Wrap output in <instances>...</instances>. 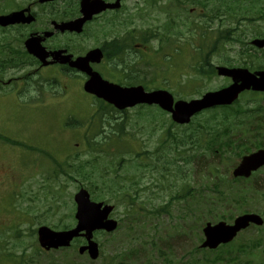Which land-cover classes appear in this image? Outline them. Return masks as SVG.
<instances>
[{"label": "rangeland", "instance_id": "obj_1", "mask_svg": "<svg viewBox=\"0 0 264 264\" xmlns=\"http://www.w3.org/2000/svg\"><path fill=\"white\" fill-rule=\"evenodd\" d=\"M7 2L11 5V0ZM214 4L216 8L220 5V1L215 0ZM229 8L233 10L231 12L233 19L222 18V20L227 26L235 28L234 34H237L242 39H247L253 34L252 28L254 26L259 25L261 30H264V15L260 16V13L254 11L251 7L243 8L239 11L236 7ZM243 16L253 19L251 21L240 20V23H238L236 18ZM187 18L191 23L197 20L195 14L184 13L183 19L187 20ZM151 23L154 24L153 21ZM226 46V52L222 53L221 56L229 54L235 59L246 61L245 55L238 54L241 48L246 49L247 45L245 43L237 41ZM253 52L255 53L256 51ZM259 54H254L248 63L252 64V61H258L257 56ZM198 55V53L182 55L178 52H173L171 54L172 64L169 72L166 66L158 69V66L154 63H146L145 65H140L139 68H142L146 81L152 82L154 80L153 74L158 69V74L163 77L169 74L170 82L176 86L173 85L170 91L178 88V90L182 89L184 93L189 92V95H192L191 97H197V92L191 91L196 84L187 80L182 81L179 75L188 67V64L198 61ZM260 56L261 58L263 57L262 55ZM157 62L162 64L164 58L159 55ZM215 62L221 63V57L217 55ZM139 68L137 69L139 70ZM227 82L226 78L220 76L204 80L202 91L219 89L226 85ZM180 86L183 87L181 88ZM23 96V92H17L15 88L9 85L3 87V93L0 95V155H2V148H5L7 154L15 152V154L18 153L23 156L22 152H24L26 157L25 160L23 157L18 158L19 161H22L20 166H26L22 170L23 176L19 178L18 186L10 190L15 184V181L12 180L6 183L5 186L0 187V237L4 233L14 231L20 225H24L21 227V232H23L24 240L29 245L28 251L30 254L34 253L33 243L37 241V236L32 235L31 230L33 228L40 224H48V226L55 229L59 228L63 221L64 223H71L73 218L75 219L76 203L74 196L81 183L88 188L90 187L97 197L104 198L105 196V199H114V196L109 194L108 186L111 185V182L108 180L115 176L116 172L118 173L117 177H120L121 174H126L131 175L133 178L136 176L135 179L137 180L140 176H144V179L140 180L134 190L141 186L144 187L142 184L145 181L150 186L151 191L141 193V202H146L151 192L169 195L171 194L169 191L186 190L187 184L192 189V194H201L202 196L199 197V200H203L202 203H199L198 209L200 210L196 207L191 215L186 214L187 202L182 201L173 203L170 214H162L155 218L146 216L144 218L146 221L144 226L148 235L145 234L139 237L135 245L141 243L147 253L145 255L142 254L137 263L129 264H168L170 261L176 264H188L189 261L194 259L195 255L192 254V250H195V247L200 244L202 239L200 240L199 238H203L202 229L207 221L216 223L224 220L232 223L234 218L241 213L238 208L229 202L225 201L226 206L221 205L218 199L220 193L211 189L213 183H218L220 188H224L226 179L232 177L230 169L233 167L234 162L237 161L233 153L229 154L231 156L230 159L222 163H216V159L221 157L213 156L205 148L199 150L202 152L193 151L192 144L180 145L174 148L175 144H172L169 141L170 139L166 140L168 138L167 133L162 132L160 115H158L156 123L150 124L149 121L138 118V113L141 109L137 108L128 111L126 113L127 116L125 114L118 116L117 120L111 122V125L107 123L108 119L104 118L102 125L105 131H99L102 133L98 134L97 140H103L107 134V139L115 140V142H112L115 147H112L109 152L107 149L99 152L101 156L98 157V162L95 161L90 164L89 161L96 159L97 156L96 144L87 145L85 142L86 137L94 135L97 127L96 123L91 126L87 125L93 98L81 90L78 93L62 97L60 101H54L50 97L48 99L49 103L43 104L42 101L36 100L26 105L20 99ZM183 98L187 97L184 96ZM250 98L245 96L241 100L244 102L245 107L252 109L256 108L257 105L264 107V97L260 99L254 97L252 98L254 100L249 102ZM123 119H125V133L124 135H121V133L117 135L119 132L117 129L121 126ZM83 121H85L87 126L82 125ZM98 123H100V119H98ZM113 125L114 129L110 127ZM86 127L89 128L85 129ZM122 137L126 138L120 141ZM7 139L21 141L25 146H16L8 142ZM77 145L79 149L75 151ZM139 149L142 154L148 156V161L151 164H156L157 170L149 169L147 171L139 166L140 162L136 159V152H140L138 151ZM192 153L194 154V160L190 163H185L182 158H176L182 154ZM169 161H173L175 164H171ZM54 164L63 169L64 173H66L65 178H62L64 174L61 177L54 173L56 171L52 167ZM165 164H167L168 168H164ZM212 165L218 168L217 172L213 170ZM178 166H180V171L183 167L185 172L188 173L186 177L178 174ZM9 167L12 168V165L8 159L0 161L1 170H8ZM86 174L89 177H85ZM162 181L170 185V190L167 193H163L159 186L162 185ZM235 184L237 185L238 183ZM258 185L264 187V181L259 182ZM111 190H114V188ZM24 193L25 196L23 197ZM211 195L215 198L213 202L209 198ZM228 196L230 195L224 192L223 197L226 198ZM151 197L153 200L152 204L158 206L159 198H155L154 195ZM251 197L249 198L248 196V199L243 202V206L239 208L248 212H258L259 210L264 214V199H257L255 195H251ZM207 198H209V204L215 205L213 208L208 206ZM191 200L193 202V198ZM23 201L24 205L30 208V213L24 207ZM193 204L195 205L194 202ZM148 206L152 208V206ZM135 208L139 209V205H136ZM127 210L125 205L118 207L117 216H121L123 221L115 233H101L96 238L102 250L105 251V255L112 256L115 252L127 248V245L121 248L116 242L123 237L127 230ZM64 223L62 224L63 227L65 226ZM185 231L190 235L185 236ZM169 232L173 234L171 235ZM258 238H261L260 240L264 242V229L258 230L253 227L246 230L234 241L231 248L236 250L238 256H240L235 260L236 263L237 260H240L237 264H243L246 259H253L254 255L259 257V252L264 247H260V244L257 248L253 246ZM142 239L146 241L145 245L142 243ZM157 239L160 246L158 251H163L164 253L162 256L150 245L152 240L157 241ZM168 240L171 242L170 248H167ZM8 241V244L12 242L11 237L8 238ZM244 245L252 246L247 247L246 251H244L242 249ZM50 253H36L33 261L29 260L21 264H102L103 262V257L93 261L87 257H80L79 253L73 249L55 250ZM199 253L197 258H202L205 255V253L202 255L201 252ZM147 254L150 257L149 263L145 260ZM208 255L212 257L213 253ZM220 261L219 264H224V260ZM0 264H7L6 260L0 259ZM211 264L215 263L211 262ZM225 264H234V261L227 260Z\"/></svg>", "mask_w": 264, "mask_h": 264}, {"label": "flooded vegetation", "instance_id": "obj_2", "mask_svg": "<svg viewBox=\"0 0 264 264\" xmlns=\"http://www.w3.org/2000/svg\"><path fill=\"white\" fill-rule=\"evenodd\" d=\"M150 1L15 0L16 5L11 11H24L31 20L0 27L11 37L12 44L16 40L20 46L12 49L7 61L0 64V95L3 87L9 85L17 92H23L24 96L20 99L26 105L36 100L46 104L50 97L60 101L62 96L71 95L74 88L77 90L88 79L73 63L95 49L101 51L102 57L98 62H91L93 69L101 72L106 79L119 83V77L125 76L124 70L131 61L136 65L143 63L138 52L146 50L148 43L144 42L145 32L140 27L151 6L148 4ZM96 4L113 7L94 12L81 31L57 26L83 17V5L85 11H90L92 5L98 9ZM155 13L158 14L157 24L162 25L158 29H165L163 23L169 18L167 10L158 7ZM134 37L138 39L134 40ZM30 38L39 41L43 48L41 56L30 53L26 48L25 41ZM113 70L117 73H111ZM22 155L24 158L25 153L22 152ZM6 174L0 169V184L7 182ZM11 177L14 178V175Z\"/></svg>", "mask_w": 264, "mask_h": 264}, {"label": "water", "instance_id": "obj_3", "mask_svg": "<svg viewBox=\"0 0 264 264\" xmlns=\"http://www.w3.org/2000/svg\"><path fill=\"white\" fill-rule=\"evenodd\" d=\"M19 14L12 13L7 16H0V23L3 25L14 23L18 21L17 17ZM85 19L81 18L74 22L65 23L64 26L70 28L77 26L78 29V27L82 26ZM255 43L259 46L264 45V41H256ZM77 65L82 69H87L81 61H78ZM87 71L89 72L90 70ZM218 71L222 75L231 76L234 83L228 88L207 93L201 100H193L189 103L179 101L175 104V107L174 99L168 91L157 90L146 92L143 87L123 88L104 81L96 72H90L92 73V77L86 83L85 89L119 108L134 106L138 103H158L162 108L171 111L174 119L181 123L188 122L194 113L203 108L233 102L239 93L245 89L253 87L256 90H264V72L252 74L245 69H229L226 67H219ZM262 164H264V150L245 157L241 165L236 169L235 174L249 176L252 170H256ZM76 201L78 203L76 215L79 220L78 226L69 231H54L43 226L38 231L39 241L46 249L68 246L74 237L79 236L80 232L85 230L90 239V245L82 248L81 252L83 253L86 249H89L91 256L97 258L99 249L98 244L91 241L92 231L98 228H106L108 230L116 228V222L111 220L105 221L112 207L105 206L102 209L103 203L92 202L86 189L80 190L76 195ZM251 222L261 223V219L258 215L250 214L237 218L235 224L231 226L226 223L212 226L211 223H208L204 230L207 240L204 242L203 247L216 248L221 243L231 241L241 229L246 228Z\"/></svg>", "mask_w": 264, "mask_h": 264}, {"label": "trees", "instance_id": "obj_4", "mask_svg": "<svg viewBox=\"0 0 264 264\" xmlns=\"http://www.w3.org/2000/svg\"><path fill=\"white\" fill-rule=\"evenodd\" d=\"M220 42L219 43H226V42H230V41H235V39L236 38H234L233 36H232V33L230 32V31H226L225 32V34H222L221 36H220ZM218 41L219 40H217V42L216 43H214V45H216L217 43H218ZM218 50H219V45L217 46H214L213 48H212V50L210 51V53L207 55V56H204V58H203V61L204 62H202L201 63V65H200V67H198V72L199 73H201V74H204L205 72H206V70L204 69L205 68V65L207 64V65H209L210 67L208 68V71L210 72L209 73V75L211 76L212 74H215V66H214V64H212L211 62V60L213 59V57H215L216 55H218L217 54V52H218ZM209 61H211V62H209ZM221 61H222V63L223 64H225V65H227V66H234L235 64L233 63L234 62V60L231 58V57H229V56H223V57H221ZM259 67H261L260 65H259ZM132 81V80H131ZM240 108V107H239ZM235 112L236 113H239L240 112V109H238V110H235ZM229 121V117L228 116H226V118H225V120H224V129L223 130H221L220 132L218 131V127L216 126V124H212V123H207V124H205V125H203V127L204 128H207L208 129V132L210 133V135H211V139H210V146L212 145V144H219V143H217V142H222V136H220V134L221 133H226V132H228V128H230V125L229 124H227V122ZM164 126L166 125V122L164 121ZM173 126H174V124L172 123V124H169L168 125V127H169V130H167V133H169V134H171V137H173L174 138V136L172 135V128H173ZM215 126V127H214ZM200 127H202V124L200 125ZM124 125L119 129V131H121L122 132V134L124 133ZM194 141V144H197L199 141L197 140V139H194L193 140ZM228 141V138L226 139V140H224V142H223V144L224 143H226ZM181 141L180 140H176V144L177 145H179V143H180ZM228 144L229 145H232V141H229L228 142ZM228 146V145H227ZM228 147H230V146H228ZM242 183H245V184H241V187H240V198L243 200V199H245L246 197H247V192H249V190H250V186L249 185H247L248 183H252V182H249V181H244V182H242ZM132 185H138V184H132ZM108 188H109V190L110 191H112L111 189L112 188H114V191H115V194H114V196L115 197H119V193L121 192V191H123V192H125V194H123L122 196H123V200H130V199H132V201H134L135 200V196H133V195H130L129 194V192H128V188H126L125 186H124V182L123 181H121V180H119V178H114L113 180H112V182H111V185H109L108 186ZM237 193H235V195H236ZM234 194H233V196H235ZM233 196H231V199H234V197ZM133 197V198H132ZM181 197H183V198H186V195H182ZM8 255H15L13 252L12 253H10V251H9V253H8ZM7 255V256H8ZM21 257V261H23V259H24V257H25V254L23 253V254H21L20 256H19V258ZM20 261V262H21ZM257 264V263H256ZM258 264H260V263H258Z\"/></svg>", "mask_w": 264, "mask_h": 264}]
</instances>
